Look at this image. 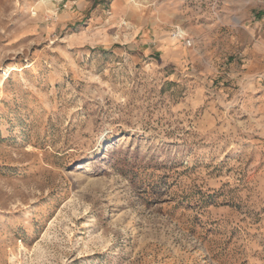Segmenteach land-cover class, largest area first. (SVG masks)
I'll return each instance as SVG.
<instances>
[{"label":"rangeland","instance_id":"374dc122","mask_svg":"<svg viewBox=\"0 0 264 264\" xmlns=\"http://www.w3.org/2000/svg\"><path fill=\"white\" fill-rule=\"evenodd\" d=\"M117 1L0 0V264H264V0Z\"/></svg>","mask_w":264,"mask_h":264},{"label":"built area","instance_id":"2783aa9c","mask_svg":"<svg viewBox=\"0 0 264 264\" xmlns=\"http://www.w3.org/2000/svg\"><path fill=\"white\" fill-rule=\"evenodd\" d=\"M176 37L184 40L187 45H192V40L188 38L186 35H184L183 31H179L175 34Z\"/></svg>","mask_w":264,"mask_h":264},{"label":"crops","instance_id":"0c3cea01","mask_svg":"<svg viewBox=\"0 0 264 264\" xmlns=\"http://www.w3.org/2000/svg\"><path fill=\"white\" fill-rule=\"evenodd\" d=\"M116 3H119V2L116 0Z\"/></svg>","mask_w":264,"mask_h":264},{"label":"bare ground","instance_id":"6f19581e","mask_svg":"<svg viewBox=\"0 0 264 264\" xmlns=\"http://www.w3.org/2000/svg\"><path fill=\"white\" fill-rule=\"evenodd\" d=\"M6 77V76H5Z\"/></svg>","mask_w":264,"mask_h":264}]
</instances>
